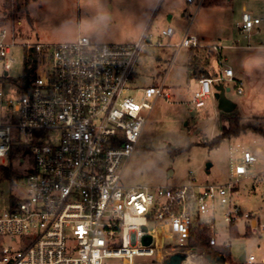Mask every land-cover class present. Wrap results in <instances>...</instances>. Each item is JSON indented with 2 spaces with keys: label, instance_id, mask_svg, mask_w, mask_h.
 Here are the masks:
<instances>
[{
  "label": "built area",
  "instance_id": "obj_1",
  "mask_svg": "<svg viewBox=\"0 0 264 264\" xmlns=\"http://www.w3.org/2000/svg\"><path fill=\"white\" fill-rule=\"evenodd\" d=\"M260 21L242 11L239 33L250 36ZM173 34L172 26L162 28L157 44L205 46L188 33L177 44L163 42ZM151 38L147 26L136 41L100 42L78 35L70 41L17 42L11 29L0 27L6 72L1 76L8 77L17 44L38 56L27 91L14 83L18 94L7 96L0 83V160L7 165L13 151L18 162L31 159L11 179L22 194L0 212V264H164L178 253L185 256L179 264L189 259L191 264H214L208 257L223 255L219 251L230 246L239 222L246 233L264 229L233 199L234 185L248 176L258 149L237 145L230 150L226 183L122 180L155 102L172 98L163 82L134 84L138 58ZM209 47L222 72L199 76L192 94L196 107L213 95L217 82L235 80L237 93H243L242 80L223 65V46ZM217 205L224 206L225 237L216 228ZM200 232L205 236L202 250L195 246ZM245 264H264V257L248 254Z\"/></svg>",
  "mask_w": 264,
  "mask_h": 264
},
{
  "label": "rangeland",
  "instance_id": "obj_2",
  "mask_svg": "<svg viewBox=\"0 0 264 264\" xmlns=\"http://www.w3.org/2000/svg\"><path fill=\"white\" fill-rule=\"evenodd\" d=\"M99 4L111 17L102 32L92 31L84 23L96 13L95 0H0V27L11 29L17 42L70 41L78 35H86L93 41L125 42L136 41L149 26L152 43L145 46L138 58L134 84L163 82L172 98L167 101L159 97L155 102L125 164L122 180L129 184L226 183L230 177V150L237 145L253 150L261 148L248 176L234 185L233 199L264 223V135L258 132L264 129V66L252 70L245 67L251 58H264V0H224L210 5L202 2L198 7L182 0H99ZM244 10L261 19L250 36L240 34L237 27ZM142 25L145 26L140 30ZM168 25L174 28V34L163 42L177 44L188 33L196 35L205 45L197 53L211 75L220 65L209 45L223 46V65H231L234 76L243 82V93H237L235 80L223 82L229 87L226 97L236 104L231 112L221 111L213 95L201 107L193 104L196 78L188 76V48L157 44L159 31ZM11 56L10 80L0 83L7 96H16L13 81L22 74L23 47L17 44ZM3 74L0 59V76ZM236 118L246 126L239 134L223 139L217 147L200 143L219 134L223 126H233ZM17 155L13 152L6 165L15 175L31 164L30 157L23 163L18 162ZM149 161L154 163L149 165ZM0 164L5 165L1 160ZM11 179H0V212L8 209L12 196L22 194L12 186ZM223 210L224 206L217 205L215 222L221 237L228 235ZM195 246L202 250L200 238ZM219 252L229 253L226 264H245L248 254L264 257V229L246 233L244 222H239L230 246Z\"/></svg>",
  "mask_w": 264,
  "mask_h": 264
},
{
  "label": "trees",
  "instance_id": "obj_3",
  "mask_svg": "<svg viewBox=\"0 0 264 264\" xmlns=\"http://www.w3.org/2000/svg\"><path fill=\"white\" fill-rule=\"evenodd\" d=\"M224 0H203V3L206 4H213V3H222ZM197 49L195 47L188 48V63H187V71L188 76L193 78H199L201 74L204 75H211L210 72L205 68L202 64L201 59L198 56ZM38 56L33 49H29L24 56L23 61V70L21 76L14 80V83H18L22 91H27L30 84V78L32 76V72L36 68ZM0 80L6 81L10 80L9 77L1 76ZM246 126L244 124H240L238 118L235 119L233 126H223L221 132L215 135L210 140H205L203 143L205 145H209V147H217L223 139L231 138L233 135L239 134L242 130H244ZM258 130V129H255ZM259 133L264 135V129H259ZM15 152V151H13ZM12 152V154H13ZM15 175L14 171L10 168V166L0 164V179L3 178H12ZM11 199L13 200L14 197L12 196ZM232 235L236 236V230L232 229ZM198 238L201 240V244L204 247L205 236L204 233L200 232ZM225 259L229 257V253L226 252L223 254Z\"/></svg>",
  "mask_w": 264,
  "mask_h": 264
},
{
  "label": "water",
  "instance_id": "obj_4",
  "mask_svg": "<svg viewBox=\"0 0 264 264\" xmlns=\"http://www.w3.org/2000/svg\"><path fill=\"white\" fill-rule=\"evenodd\" d=\"M228 90L229 87H225L223 82H217L213 85V96L217 100L218 108L223 112H231L236 107L235 102L226 97V91ZM184 257L183 254H173L164 260V264H179ZM208 258L214 264H225L226 261L223 255Z\"/></svg>",
  "mask_w": 264,
  "mask_h": 264
},
{
  "label": "clouds",
  "instance_id": "obj_5",
  "mask_svg": "<svg viewBox=\"0 0 264 264\" xmlns=\"http://www.w3.org/2000/svg\"><path fill=\"white\" fill-rule=\"evenodd\" d=\"M97 10L94 16L90 19L84 21L86 26L95 32H102L104 29L107 28L108 24L110 23V15L109 13L104 10V8L99 4V0H95ZM264 66V58H251L249 63H246L245 67L247 70H252L254 68H260ZM149 165L153 164V161L148 162Z\"/></svg>",
  "mask_w": 264,
  "mask_h": 264
},
{
  "label": "crops",
  "instance_id": "obj_6",
  "mask_svg": "<svg viewBox=\"0 0 264 264\" xmlns=\"http://www.w3.org/2000/svg\"><path fill=\"white\" fill-rule=\"evenodd\" d=\"M182 2L185 3V4H192V3H188V2H186L185 0H182ZM195 5H196V7H198V6H199V3L196 2ZM153 7H154V5L152 6L151 10L153 9ZM167 17H168V19L171 18V14H170V13L167 14ZM144 26H145V25H142V26L140 27V30H142V29L144 28ZM222 55H223V54H222ZM223 56H224V55H223ZM216 57H217V56H216ZM224 57H225V56H224ZM157 59H159V57H157ZM214 59H215V58H214ZM216 59H217V58H216ZM227 66H231V65L228 64ZM219 68H220V69L217 70L213 75L222 72V67L220 66ZM213 75H211V76H213ZM234 78H235L236 80H241V78H239V77H235V76H234ZM197 79H198V78H196V87L198 86V81H197ZM196 87H195V88H196ZM256 149L260 150V152L262 151L261 148H256Z\"/></svg>",
  "mask_w": 264,
  "mask_h": 264
},
{
  "label": "bare ground",
  "instance_id": "obj_7",
  "mask_svg": "<svg viewBox=\"0 0 264 264\" xmlns=\"http://www.w3.org/2000/svg\"><path fill=\"white\" fill-rule=\"evenodd\" d=\"M187 262H188V264H191L192 260L189 259Z\"/></svg>",
  "mask_w": 264,
  "mask_h": 264
}]
</instances>
